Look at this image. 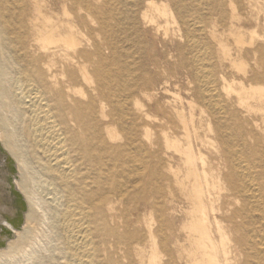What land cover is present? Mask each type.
I'll return each instance as SVG.
<instances>
[{
	"label": "bare ground",
	"instance_id": "bare-ground-1",
	"mask_svg": "<svg viewBox=\"0 0 264 264\" xmlns=\"http://www.w3.org/2000/svg\"><path fill=\"white\" fill-rule=\"evenodd\" d=\"M139 18L177 39L166 101ZM0 143V262L264 264V0H0Z\"/></svg>",
	"mask_w": 264,
	"mask_h": 264
},
{
	"label": "rangeland",
	"instance_id": "rangeland-1",
	"mask_svg": "<svg viewBox=\"0 0 264 264\" xmlns=\"http://www.w3.org/2000/svg\"><path fill=\"white\" fill-rule=\"evenodd\" d=\"M138 21H139L138 31L144 37V46L140 50L141 55H140L139 66L143 71L146 72L147 83H148L149 88H152L153 85L156 88H158V91H157L158 96L161 98L162 101H166L170 98V95L163 93V88L165 87L166 82L169 83L168 87L171 91L176 90V85H180L184 88L188 86V80L186 78L185 71L180 70L177 73L174 72V64L171 62L172 60L168 56H166L167 50L171 48L172 43L175 42V40L177 39L172 38V37L169 40L165 39L162 31H158L156 27L145 26L140 18ZM165 41L167 42V44L164 43ZM142 100L144 103L147 102V100L144 98ZM157 132L158 130H155V133ZM0 148H1V151H6L3 148L1 143H0ZM10 158L11 160L6 162L5 171L7 175L11 177V180L14 182L15 175H19L18 173L19 170H18V166H17L15 159L11 156ZM30 191L41 193L40 184L33 183L30 188ZM178 199L179 201L183 200L180 197H178ZM28 208H29V205H28V202L26 201L25 211H27ZM36 209L38 210V208ZM25 211L22 213L21 226L25 224L26 222V217L24 215ZM132 213H133L132 211H129L128 214H132ZM16 258L18 259V261ZM12 263L13 264H27V263L32 264L31 261L26 260V258H24V255L22 256V254H19L18 256L14 258H6L5 261L0 262V264H12Z\"/></svg>",
	"mask_w": 264,
	"mask_h": 264
},
{
	"label": "water",
	"instance_id": "water-1",
	"mask_svg": "<svg viewBox=\"0 0 264 264\" xmlns=\"http://www.w3.org/2000/svg\"><path fill=\"white\" fill-rule=\"evenodd\" d=\"M0 154L4 158L8 155L1 151ZM10 161V160H9ZM5 200L3 209L0 212V248L6 244V241L13 237L12 228H7L4 222H9L13 228L18 229L22 224V213L25 211L26 199L23 194L16 188L11 177L6 174L5 184L2 186Z\"/></svg>",
	"mask_w": 264,
	"mask_h": 264
}]
</instances>
